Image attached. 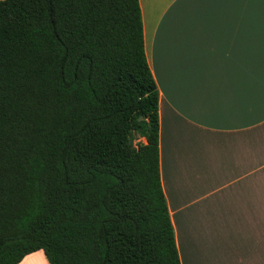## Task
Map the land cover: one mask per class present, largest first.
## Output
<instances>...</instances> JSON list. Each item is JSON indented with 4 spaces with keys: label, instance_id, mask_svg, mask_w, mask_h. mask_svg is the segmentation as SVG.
<instances>
[{
    "label": "trees",
    "instance_id": "trees-1",
    "mask_svg": "<svg viewBox=\"0 0 264 264\" xmlns=\"http://www.w3.org/2000/svg\"><path fill=\"white\" fill-rule=\"evenodd\" d=\"M138 0H0V264H179Z\"/></svg>",
    "mask_w": 264,
    "mask_h": 264
},
{
    "label": "crops",
    "instance_id": "crops-1",
    "mask_svg": "<svg viewBox=\"0 0 264 264\" xmlns=\"http://www.w3.org/2000/svg\"><path fill=\"white\" fill-rule=\"evenodd\" d=\"M138 4L179 264H264V0Z\"/></svg>",
    "mask_w": 264,
    "mask_h": 264
},
{
    "label": "rangeland",
    "instance_id": "rangeland-1",
    "mask_svg": "<svg viewBox=\"0 0 264 264\" xmlns=\"http://www.w3.org/2000/svg\"><path fill=\"white\" fill-rule=\"evenodd\" d=\"M36 255L39 256L40 260L35 261L33 264H45V257L41 250H36ZM42 258V259H41Z\"/></svg>",
    "mask_w": 264,
    "mask_h": 264
}]
</instances>
